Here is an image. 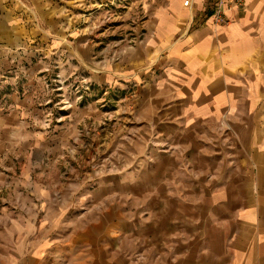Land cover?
<instances>
[{
	"label": "crops",
	"instance_id": "obj_1",
	"mask_svg": "<svg viewBox=\"0 0 264 264\" xmlns=\"http://www.w3.org/2000/svg\"><path fill=\"white\" fill-rule=\"evenodd\" d=\"M244 1L214 25V0H150L94 32L11 0L0 63L16 48L34 63L0 98V264H133L140 248L164 254L144 264H264V0ZM48 66L63 86L88 77L85 103L62 89L51 105ZM126 135L134 158L117 165L132 170L92 190L40 184L90 167L109 136L124 153Z\"/></svg>",
	"mask_w": 264,
	"mask_h": 264
},
{
	"label": "rangeland",
	"instance_id": "obj_2",
	"mask_svg": "<svg viewBox=\"0 0 264 264\" xmlns=\"http://www.w3.org/2000/svg\"><path fill=\"white\" fill-rule=\"evenodd\" d=\"M150 0H20L17 8L20 9L26 7L25 4L29 5V8L34 9L36 12V16L39 19H75V24L72 23V26L77 27V29H85L87 27H92L94 32L101 31L104 27L114 28L116 27L115 19H126L128 24H131L132 19H142L146 13V8L149 4ZM11 4V0L7 1L4 4L5 7L0 8V14L7 13V8ZM24 4V5H23ZM3 6V5H2ZM26 9V8H25ZM23 10V9H22ZM32 17L33 14L29 13ZM113 45L109 48V60L114 61L116 59L115 53V38L109 42V45ZM23 49L16 48L14 50H10V56L3 57L7 59L8 64L0 63V98L6 97L8 94V90L10 85H8L7 81H9L12 77H17V79H24L29 75V69L32 65L30 59L24 55ZM99 48L97 49V51ZM97 51H94L97 53ZM93 56L97 57V60L100 59V54L96 55L94 53ZM34 61V60H33ZM44 76V87L45 91L48 95V99H50V104L53 105L52 102L55 95L65 94L62 89L67 91V94H73L76 98V102L85 103L86 96L85 92H88L91 89V82L87 79L88 77H84V75L78 73L73 76H68L63 80L65 86L61 84V82L57 83L60 78L58 73L55 72L54 68L48 66V68L43 71ZM73 81V83H72ZM75 82V83H74ZM57 83V84H56ZM72 83L71 87L69 84ZM59 85V86H58ZM63 86V87H62ZM107 90V89H106ZM104 89V91L106 92ZM95 92V91H94ZM95 96V95H94ZM83 97V98H82ZM61 99H64L61 97ZM90 100V98H89ZM54 114H50L48 124L51 126L53 122ZM133 136L126 135L120 140L123 142V148L126 149L124 153L117 152L115 150L117 137L109 136V150L103 153L100 156V152L98 155H94L96 161L90 167H74L72 164H62L61 167L51 168L50 177L45 184L43 185L47 191H59L64 189L66 192L71 191L76 186L84 187V183L88 182L91 184L88 188L96 187V184L99 180L104 179L108 176H113L117 174L119 171L126 172L130 171L133 168L127 167H119L117 165L118 159H126L130 161L133 157V148L135 147L133 143ZM140 145L139 143L137 144ZM122 147V146H121ZM95 149V146H94ZM124 155V157H122ZM40 171V170H39ZM60 175H64L65 179ZM80 177V179H77ZM61 184V185H60ZM29 190L33 189L35 185H27L22 187H28ZM12 188V185H10ZM7 187L0 186V195L5 193ZM89 206V205H87ZM87 206H82L83 209H88ZM163 253H157V251L149 250L147 248H140L131 253L130 261L133 264H144L154 261H160L164 259Z\"/></svg>",
	"mask_w": 264,
	"mask_h": 264
},
{
	"label": "built area",
	"instance_id": "obj_3",
	"mask_svg": "<svg viewBox=\"0 0 264 264\" xmlns=\"http://www.w3.org/2000/svg\"><path fill=\"white\" fill-rule=\"evenodd\" d=\"M237 9L240 12L245 10L244 0H214L210 17L214 25H224L228 23L227 11Z\"/></svg>",
	"mask_w": 264,
	"mask_h": 264
}]
</instances>
